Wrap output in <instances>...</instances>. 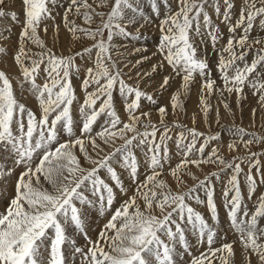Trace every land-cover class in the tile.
<instances>
[{
	"label": "snow or ice",
	"instance_id": "1",
	"mask_svg": "<svg viewBox=\"0 0 264 264\" xmlns=\"http://www.w3.org/2000/svg\"><path fill=\"white\" fill-rule=\"evenodd\" d=\"M94 2L95 8L88 0H21V20L16 11L10 10L8 0H0V20L9 19L20 26L14 62L30 85L28 91L37 100L39 111L37 115L17 98L10 77L0 70V200H7L0 211V264H76L77 259L79 264H235V241L214 246L226 236L218 235L220 220L212 180H219L228 169L232 171L222 190L223 206L242 245L244 264H252L253 256L256 264H264V193L252 201L258 185H264L260 160L264 151H251L254 143H264V135L233 124L227 127L234 137L228 147L236 150L238 144L242 145L247 155L226 160L213 147L205 157V149L219 141L220 135H205L176 121L165 123L166 106L157 108L160 119L158 124L153 123L151 113L142 110V102L155 105L157 100L139 86L141 79L150 77L166 62L172 74L182 80L181 89L170 99L174 111L183 110L181 96L190 92L197 75L201 78L200 105L205 116L211 111L208 97L214 92L220 97L228 93L245 100V87L264 110V0H242L238 13L234 0H175V8L171 0H162L166 9L163 18L161 4L151 0L152 13L160 18L157 52L161 59L150 72L137 71L134 84L128 82L133 79L131 75L125 79L120 64L125 68L129 64L124 63L127 57L115 39L139 40L140 28L153 24V19L145 16L140 0ZM60 7L64 8L62 23L72 39L92 41L68 56L56 54L40 34L48 32V21H55L53 13ZM207 8L228 32L216 64L220 84L212 78L210 65L198 55L196 45L197 39L203 44L207 37L216 47L223 39L220 26ZM70 15L82 18L85 26ZM54 29L58 32L59 25ZM12 30L5 28L0 39H10L7 33ZM253 31L256 36L251 35ZM6 52L7 48L0 46V54ZM77 58L91 64L84 69L81 81L85 93L82 103L72 82L81 71L75 63ZM148 59L141 57L132 68ZM38 78L43 79L42 84ZM170 79L171 75L165 76L159 89H165ZM114 93L124 104L123 118L114 104ZM74 102L78 103L80 135L75 131ZM221 103L232 111L226 98ZM101 117L103 122L95 131ZM217 117L219 124L218 108ZM173 128L179 129L174 143L181 155L175 167H171L167 143L172 140ZM137 151L144 156L143 180ZM205 163L222 167L201 180L189 165L199 168ZM242 164H247V173ZM166 165L180 183H185L182 172L197 183L187 191H173L162 178ZM117 166L127 173L129 187ZM242 173L252 210L241 190ZM129 190L132 195L113 210L118 193L127 195ZM200 190L206 199L198 195ZM190 201L206 205L213 223ZM86 210H95L100 217L111 213L95 240L86 231ZM77 235L83 238V246L73 238Z\"/></svg>",
	"mask_w": 264,
	"mask_h": 264
},
{
	"label": "rangeland",
	"instance_id": "2",
	"mask_svg": "<svg viewBox=\"0 0 264 264\" xmlns=\"http://www.w3.org/2000/svg\"><path fill=\"white\" fill-rule=\"evenodd\" d=\"M8 2L11 6L10 10L16 11L22 20L23 19V12H22L21 0H8ZM88 2L90 4H93L94 8L96 7V3L94 2V0H88ZM171 2L173 5V8H175L176 7L175 0H171ZM158 3H160L162 6V0H158ZM234 3H235V11L238 13V11L242 5V0H234ZM140 4H141V9L145 13V16H151L152 19H154L153 24L147 25L143 28H140V37L141 38L139 40L132 39V38H116L115 39V44L121 46L120 50L123 52V55L127 57V61H124V63H128L129 67L125 68L123 66V63H121L120 66L123 69V72L126 74L125 79L128 78V75H131V77L133 78L131 80H128V82L131 84L136 83L135 78H136L137 71H139L141 73L146 72V71L150 72L152 65H154L153 63H156V62L158 63L161 59V57L159 56V54L157 52V46H158L159 40H160V31H159V27H158V25L160 23V18H156L155 15L152 13L151 0H140ZM96 10L97 11H107V9H105V8H97ZM165 10L166 9H164L162 6L161 18H163V13ZM207 11H209V13L213 16L214 22L220 26V29L223 32V39H221L219 41V43L217 44L216 47L212 46L211 42L207 39V37L205 38L206 42L203 44H201L200 40L197 39L196 45L198 47V55L201 57H205L207 59L209 65H210L211 72H212V78L217 80V84H220L219 73L217 72L216 64L218 62L219 49L225 45L226 40L228 38V32H227V28L225 27V25L223 23H221V21L214 15L213 10L211 8H207ZM63 12H64L63 7L58 8L56 10V12L53 13V15L56 16L55 21H51V20L48 21V32L45 34L43 31H41L40 34H41V37L45 40V43L47 44V46L52 48V50L56 54L68 56V55L75 54L76 52L81 51L84 47L89 46L92 43V41L87 40V39H83V40L72 39L71 34L66 30V28L64 27V25L62 23ZM70 19H74V20H76L77 24L85 26L83 19L80 17L70 15ZM7 20L8 19L0 20V32H2L1 31L2 27L9 28V25L6 24ZM97 21H98V18H97ZM55 25H59V31L58 32H56L54 29ZM15 26H17V27H15L11 32H9L10 39H7V40L0 39V46H5L7 48V52L5 54H0V70L4 71L10 77L11 81L14 83V84L13 83L12 84H13V87L15 89L14 91H15V94L17 95V98L22 103H24L26 106H27L28 101L32 100L31 103L33 102L34 104L33 103H32L33 105L31 103H28V104L33 106V107L35 106V107L34 108L31 106H27V107L32 108V110H34V111H37V115H39L37 102H35L37 100L35 99L34 95H32L31 99H29L30 97H28L27 99L18 97L19 96L18 92L23 93V94L30 93L28 91V89H26V88H29L30 85L27 82H24V78L22 76V73H21L18 65L14 62V54L17 51V40H16L15 36H18L20 33V26L17 24H15ZM91 26L95 27L96 24H93ZM138 26L139 25H137V27ZM129 30L131 31V30H133V28L130 26ZM17 31H19V32L17 33ZM251 35L256 36L257 35L256 31H253L251 33ZM7 42H9V43H7ZM135 48H141V49H143V51H141L139 53H134L133 50ZM145 56L149 57V59L145 60L141 65H138L136 68H132V64H134L136 60H139L141 57H145ZM251 58L252 57L250 54L249 59H251ZM155 59L158 61H156ZM6 62H8V64H6ZM10 63H12V65ZM75 63L77 65L81 66V71H80L78 77L75 75L73 76L72 82H73V84H74L73 86L76 90V95H77L78 101H79V103H82L84 100V97H85V93L82 91L81 81L85 76L84 69L86 67L91 66V64H90V62L83 61L80 58H77ZM9 64H10V66H9ZM17 67H18V71L15 73V70H16L15 68H17ZM162 68H164V69H162ZM162 68H161L162 74L160 73L161 77L164 78L165 76H169V75L172 76V79H170V81H169V85L165 89L160 90L159 84H157L155 82L156 81L155 76L158 74V73L156 74V72L152 73V75L150 77L141 79L139 82L140 88L142 90H146L150 94H153L154 98L157 100V104H155V105L150 104L146 101L142 102L144 104L143 109L146 108V106H147L148 110L146 109L145 111H148V112H150V110L153 111L154 115H153V113L151 115V120L153 123L158 124L159 119H160L159 114L157 112V108L160 106H166L167 111H168V115L165 118V123L171 124L173 121H176V122H179L180 124L186 126L187 128H190V129L194 128V129L204 133L205 135L219 134L221 139L219 141H213L205 149L204 155H205V157H207V155L211 152L212 148L216 147L219 149L220 155H222L226 160H231L233 157H237V156H246L247 155V152L242 145L238 144V147L236 150H230L229 149L228 145L232 143L234 137H232L231 133L229 131H227V127L234 124V125H237V126H240L244 129H246L248 132H254V133H257L259 135H264V110H262L259 107V105L257 104V97L252 95V92L248 87H246V89H244V93L247 97V99H245V100H239L235 94H228V93H225L224 97H220L218 92H214L210 97H208L209 103L211 104V111L208 113L207 116H205L203 111L201 110V105H200L201 78L197 75L195 77L192 85H191L190 92L181 96V100L183 102V110L176 109L174 111L171 107V102L169 99H171V96L176 91L181 89L182 80L180 77L174 76L172 74V69L167 65L166 62L164 63V66ZM42 76H43V72H41V77ZM20 77L23 78L22 79L23 81L21 79H19ZM18 81L22 85H20L18 83ZM37 82L42 84L43 79L38 78ZM17 83H18V85H17ZM28 85H29V87H28ZM79 88H80V90H79ZM91 90L92 89L89 88V91H91ZM193 93H194V96H193L194 98L191 97ZM118 97L119 96L114 93V104H115L116 108L118 107L117 111L120 113V115H123V117H124V114H123L124 113V104H123L121 98L120 97L118 98ZM225 98L227 99V102L229 103L230 108L232 109L231 112L226 110L223 107V104L221 103V101ZM160 99H162L161 102L159 101ZM163 100H165V101L163 102ZM190 104H193V105H190ZM119 105L122 107H119ZM120 108L122 110H120ZM217 108L219 109V124L217 123V119H218ZM77 109H78V104H77V102L76 103L74 102V104H73V116L77 121V126H76L75 131H76V135H80L79 114H78ZM253 109H256L255 116H253ZM122 111H123V113H122ZM103 119H104V117H101L100 120L97 122V124L94 126L95 131L99 130L100 124L103 122ZM161 131H162V129H161ZM178 131H179L178 128H173L172 131L170 132V135L172 136V140L167 142L168 147L170 149L171 158L173 160L175 159V156H176V155L173 156V154L179 153L177 151L175 143H174V141L177 137ZM159 135H160V133L157 134V139H159ZM244 139L246 140V139H248V137L245 136ZM99 142L100 141L98 140V143ZM201 142H203V138H201ZM197 147H199V144H197ZM110 150L111 149H109V148H105V151H110ZM251 151L257 152V153L264 151V143H254L251 146ZM77 154H79V152H77ZM136 154H137L138 159L140 160V163H141L140 179L143 180L144 179V173L146 172V166L144 164V156L139 151H137ZM93 155H95V154L93 153ZM101 155H103V153H101ZM172 159H171V164L173 161ZM260 160H261V165H262L261 172H264V156H261ZM176 163H179V162H176ZM175 165L176 164H173V167H175ZM221 167L222 166L219 165L218 163L217 164H208V163L201 164V166L199 168H197L193 165H189L190 171L192 173H194L195 176L201 180H203L205 178V176H207L211 172L219 171ZM242 168L244 169V173H247V171H248L247 164H242ZM165 170L167 172H165ZM165 170H164L162 178L166 180L167 184L171 187V189L173 191H187L189 187H191L197 183L196 180L192 179L190 176H188L187 174H185L183 172L180 173V175H181V179L183 181H185V183H180L175 177H173L171 175L170 171H168L169 169L167 170V168L165 167ZM117 171H119L122 174V179H124V183L126 182L125 186L129 187L130 181L127 179V173H125L121 169H119V166H117ZM231 171H232L231 169H228L227 174H222L221 178L219 180H216L215 178H213V180H212V183L215 185L214 199L217 203L219 220H220V223L217 226L218 227V235L226 236V239H223V240L218 239L216 246H219L220 243H228L231 241L233 242V241H235V239H236L235 242H239V238H238L237 234L231 229V225L229 223V218L227 216V212L225 211V208L223 206V201H221V200H223L222 190L224 188V185H226L227 180L230 177ZM253 175L254 176L257 175L255 169H253ZM240 183H241V190H242V193L244 195L245 202L247 203V207L249 210H252L253 209V202L252 201H255L256 197L259 196V194L264 193V185H258L257 192H256V193L259 192L258 195L255 193L252 197V201H249L247 188H246V185H245L244 179H243V173L241 174V177H240ZM222 184H223V187H222ZM216 187H217V189H216ZM130 195H132L131 190H129L127 195H120L118 193L117 200L113 205V210L116 207H118L119 204L123 200H127ZM198 195L201 197V199H206L203 190H200L198 192ZM230 196H231V193H230ZM219 198H221V199H219ZM190 203L197 211H200L205 216V218L208 219L210 224L213 223L210 219V214L207 210L206 205H197L195 201H190ZM6 205H7V200H0V211H3L4 208L6 207ZM86 212H87L86 231L88 232V235L93 240H95L97 238V234H98L100 228L104 225V223H106V221H107L108 217L111 215V213L106 214L104 217H100L95 210H92V211L86 210ZM261 223H262V226H264V221H262ZM228 232H230V233H228ZM233 233H234V235H232ZM69 234L70 235L72 234V229H69ZM227 236H228V238H227ZM73 238L76 239L77 245H79V246L84 245L85 242L81 236L77 235V236H74ZM233 238H234V240H233ZM189 239L192 242H194V240H195V238L191 237V236L189 237ZM235 244H234V246H235ZM201 250H203V249H201ZM193 251H194V254L198 255V253L195 250H193ZM185 259L187 260L188 257H185ZM234 260H235V258H234ZM76 264H79V260L76 262ZM235 264H236V262H235ZM252 264H256V259L254 256L252 257Z\"/></svg>",
	"mask_w": 264,
	"mask_h": 264
},
{
	"label": "bare ground",
	"instance_id": "3",
	"mask_svg": "<svg viewBox=\"0 0 264 264\" xmlns=\"http://www.w3.org/2000/svg\"><path fill=\"white\" fill-rule=\"evenodd\" d=\"M153 20H154V19H153ZM6 24L9 25V27L12 28V29H14L15 27H17V26H15V24H14L13 22H11L9 19L6 21ZM5 28H6V27H5ZM5 28L2 27V28H1V31L3 32ZM18 30H19V29H18ZM18 32H19V31H17V33H18ZM7 34H8L7 36L9 37V33H7ZM15 38H16V40H17L18 36H15ZM7 43H9V42H7ZM155 60H156V59H155ZM156 61H158V60H156ZM156 61H155V62H156ZM4 62H5V61H4ZM152 62H153V61H152ZM6 64H8V62H6ZM10 64L12 65V63H10ZM10 64H9V66H10ZM151 64H152V63H151ZM151 64H150V65H151ZM153 64H158V63L156 62V63H153ZM12 67H13V66H12ZM15 69H16V70H15V73H16V72L18 71V67L15 68ZM162 69H164V68H162ZM162 69H161V68H158V70L156 71V74H157V73H158V74L155 76V78H156V81H155V82H156L157 84H159V85L162 83V80H163V77H161ZM165 70H166V69H165ZM8 73H9V72H8ZM160 73H161V74H160ZM13 74H14V73H13ZM16 79H17V78H16ZM19 79L22 80L23 78L20 77ZM19 79H18V80H19ZM19 81H20V80H19ZM19 81H18V83H19L20 85H22ZM22 81H23V80H22ZM16 82H17V81H16ZM195 82H196V81H195ZM12 83H13V82H12ZM18 83H17V85H18ZM13 84H14V83H13ZM157 84H156V85H157ZM171 84H172V83H171ZM20 85H19V86H20ZM73 85H74V84H73ZM16 87H17V86H16ZM25 87H26V86H25ZM28 87H29V85H28ZM81 88H82V87H81ZM26 89H28V88H26ZM26 89H25V90H26ZM245 89H246V87H245ZM247 89H248V88H247ZM14 90H15V89H14ZM17 90H18V89H17ZM17 90H16V91H17ZM79 90H80V88H79ZM19 91H20V90H19ZM195 92H196V91H195ZM195 92H194V93H195ZM194 93L192 94L191 97L194 96ZM166 94H167V93H166ZM195 94H196V93H195ZM244 94H245V93H244ZM18 95H19V96H18L19 98H24V99H25V98L27 99L28 97H30L29 99L32 98V94H31V93L23 94V93L18 92ZM80 95H81V94H80ZM195 96H196V95H195ZM84 98H85V97H84ZM118 98H119V97H118ZM193 98H194V97H193ZM81 99H82V98H81ZM164 99H165V98H164ZM82 100H83V99H82ZM115 100H116V99H115ZM121 100H122V99H121ZM161 100H162V99H160L159 101L161 102ZM167 100H168V99H167ZM169 100H170V99H169ZM29 101H30V100H29ZM29 101H28V103H31L32 100H31L30 102H29ZM164 101H165V100H163V102H164ZM23 102H24V101H23ZM35 102H37V101H35ZM116 102H117V101H116ZM116 102H115V103H116ZM166 102H167V101H166ZM28 103H27V106H31V105H29ZM32 103H33V102H32ZM32 103H31V104H32ZM75 103H76V102H75ZM118 103H119V102H118ZM33 104H34V103H33ZM33 104H32V105H33ZM77 104H78V103H77ZM120 104H121V103H120ZM159 104H160V103H159ZM117 105H118V104H117ZM161 105H162V104H161ZM166 105H167V104H166ZM168 105H169V104H168ZM190 105H193V104H190ZM31 107H33V106H31ZM34 107H35V106H34ZM34 107H33V108H34ZM119 107H122V106L119 105ZM117 108H118V107H117ZM31 109H32V108H31ZM146 109H147V106H146V108H144V109H142V110L145 111ZM36 110H37V109H36ZM120 110H122V109L120 108ZM147 110H148V109H147ZM150 112H151V115H152L153 111L150 110ZM122 113H123V111H122ZM119 114H120V113H119ZM123 114H124V113H123ZM153 115H154V113H153ZM121 116L123 117V115H121ZM173 147H174V146H173ZM172 149H173V148H172ZM171 151H172V150H171ZM170 154H171V153H170ZM172 154H173V153H172ZM78 155H79V154H78ZM174 155H176V156H175V159H174V160L171 158V159L173 160V161H172V164H171V167H173V164H177L176 162H179L180 159H181V158H180V157H181L180 153L173 154V156H174ZM178 156H179V157H178ZM142 157H143V156H142ZM142 157H141V158H142ZM192 158H195V155H194ZM142 159H143V158H142ZM141 161H142V160H141ZM142 164H143V163H142ZM144 168H145V167H144ZM166 168H167V170L169 169L168 166H166ZM119 169H120V168H119ZM168 171H170V169H169ZM118 172H119V171H118ZM165 172H167V171L165 170ZM143 173H144V172H143ZM166 174H167V173H166ZM221 181H222V180H221ZM125 183H126V182H125ZM223 184H224V183H223ZM223 184H222V187H223ZM177 186H178V185H177ZM224 186H225V185H224ZM216 189H217V187H216ZM258 193H259V192H258ZM258 193H256V194L258 195ZM259 195H260V194H259ZM219 199H221V198H219ZM122 200H123V199H122ZM221 201H223V200H221ZM197 205H198V204H197ZM220 206H221V205H220ZM250 208H251V207H250ZM225 211H226V210H225ZM223 215H224V214H223ZM228 230H229V229H228ZM228 233H230V232H228ZM228 233H227V234H228ZM232 235H234V233H233ZM235 236H236V235H235ZM237 236H238V235H237ZM232 237H233V236H232ZM227 238H228V236H227ZM233 240H234V238H233ZM237 240H238V239H237ZM235 241H236V239H235ZM231 242H232V241H231ZM235 243H236L235 246H234V249H235V257H234V258H235V262H236V264H244V257H243V255H242V246L240 245L239 242H235ZM218 244H219V243H218ZM215 246H216V245H215ZM78 260H79V259H78ZM78 260H77V261H78ZM254 261H255V260H254Z\"/></svg>",
	"mask_w": 264,
	"mask_h": 264
}]
</instances>
